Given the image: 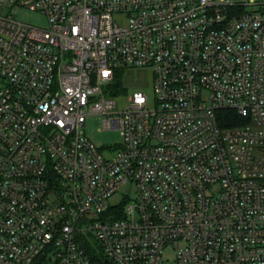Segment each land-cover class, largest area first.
Segmentation results:
<instances>
[{
	"label": "built area",
	"instance_id": "obj_1",
	"mask_svg": "<svg viewBox=\"0 0 264 264\" xmlns=\"http://www.w3.org/2000/svg\"><path fill=\"white\" fill-rule=\"evenodd\" d=\"M143 65L154 103L134 92L118 110V71ZM91 114L123 136L110 156ZM170 249L264 264V2L0 0V264Z\"/></svg>",
	"mask_w": 264,
	"mask_h": 264
},
{
	"label": "rangeland",
	"instance_id": "obj_2",
	"mask_svg": "<svg viewBox=\"0 0 264 264\" xmlns=\"http://www.w3.org/2000/svg\"><path fill=\"white\" fill-rule=\"evenodd\" d=\"M242 1V0H235ZM264 2V0H256ZM21 17L30 19L35 22H42L41 16L34 12H21ZM155 76L151 66H128L120 72V89L115 95L116 108L122 110L129 104L130 97L134 92H144L148 95L150 102L153 104L156 98L155 95ZM106 116L102 114H91L87 117L84 129L86 135L98 146L105 156H110L123 142V136L117 128L106 129L103 127V121ZM121 195H114L112 200L120 201ZM94 243L96 241L94 240ZM164 256H168L164 260V264H174L175 251L170 249L164 252Z\"/></svg>",
	"mask_w": 264,
	"mask_h": 264
},
{
	"label": "trees",
	"instance_id": "obj_3",
	"mask_svg": "<svg viewBox=\"0 0 264 264\" xmlns=\"http://www.w3.org/2000/svg\"><path fill=\"white\" fill-rule=\"evenodd\" d=\"M120 72L121 70L118 71L114 79V83H113L114 90L110 92L111 95H113L114 93H117V91H119L120 89ZM221 113H222V118L223 117L227 118L229 115V118L233 119L232 122H228V123L224 122V125H232V124L237 123L240 120L238 114L234 111L223 110ZM91 254H92V261L95 264H104L106 262V257L102 253V251L94 250V252L92 251Z\"/></svg>",
	"mask_w": 264,
	"mask_h": 264
}]
</instances>
